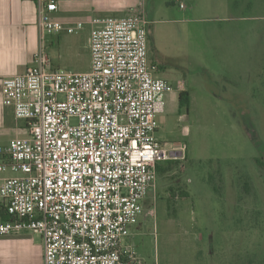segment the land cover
Returning a JSON list of instances; mask_svg holds the SVG:
<instances>
[{
    "label": "built area",
    "instance_id": "1",
    "mask_svg": "<svg viewBox=\"0 0 264 264\" xmlns=\"http://www.w3.org/2000/svg\"><path fill=\"white\" fill-rule=\"evenodd\" d=\"M32 2L39 33L33 65L2 78L3 102L26 134L0 146V172L15 173L0 177L9 215L0 217V235L38 234L43 264H141L124 240L155 189L157 162L182 153L161 148L155 136L165 96L178 95L182 82L155 75L140 7L121 17L63 21L54 16L56 0ZM84 25L89 69L51 68L48 35Z\"/></svg>",
    "mask_w": 264,
    "mask_h": 264
},
{
    "label": "rangeland",
    "instance_id": "2",
    "mask_svg": "<svg viewBox=\"0 0 264 264\" xmlns=\"http://www.w3.org/2000/svg\"><path fill=\"white\" fill-rule=\"evenodd\" d=\"M181 2L187 13L142 10L155 75L181 81L190 102L179 109L178 91L165 96L155 136L182 153L157 162L143 200L151 213L127 242L141 264H264V174L253 161L264 159V0ZM56 35L49 66L86 71L89 25Z\"/></svg>",
    "mask_w": 264,
    "mask_h": 264
},
{
    "label": "crops",
    "instance_id": "3",
    "mask_svg": "<svg viewBox=\"0 0 264 264\" xmlns=\"http://www.w3.org/2000/svg\"><path fill=\"white\" fill-rule=\"evenodd\" d=\"M148 1L145 0L144 6V0H56L58 11L54 16L63 21H88L95 17H121L135 7L145 9L146 14L150 9L157 12L166 10L170 4L178 6L181 13H187L188 7H180L182 0H152L149 6ZM149 34L148 26V39ZM38 36L32 0H0V146H6L12 138L26 134L25 122L15 119L12 105L3 102L2 78L24 73L33 65L32 59L39 45ZM53 36L57 35H48L47 40L51 42ZM13 174L4 170L0 172V177ZM149 212L143 206L141 215L144 217ZM132 227L124 240L127 244V239L133 235ZM0 264H43L41 237L27 230L0 235Z\"/></svg>",
    "mask_w": 264,
    "mask_h": 264
},
{
    "label": "trees",
    "instance_id": "4",
    "mask_svg": "<svg viewBox=\"0 0 264 264\" xmlns=\"http://www.w3.org/2000/svg\"><path fill=\"white\" fill-rule=\"evenodd\" d=\"M158 68H160V67L158 66ZM177 99H178V108L179 109L183 108V109L188 110L189 102H190L189 92L187 90L180 91L177 95ZM25 129H26V127H25ZM169 161H172V160H169ZM253 161H254L257 169L264 174V159L261 157H254ZM158 169L162 173H164L168 170V166H165L164 168L158 167ZM180 194H181V198L187 196V192L183 191V189H180ZM0 217L2 219H9V215L6 213L3 203L0 204Z\"/></svg>",
    "mask_w": 264,
    "mask_h": 264
},
{
    "label": "flooded vegetation",
    "instance_id": "5",
    "mask_svg": "<svg viewBox=\"0 0 264 264\" xmlns=\"http://www.w3.org/2000/svg\"><path fill=\"white\" fill-rule=\"evenodd\" d=\"M159 66V65H158ZM159 69V68H158ZM162 72H164L163 70H161ZM168 74V73H167ZM178 100V99H177Z\"/></svg>",
    "mask_w": 264,
    "mask_h": 264
}]
</instances>
